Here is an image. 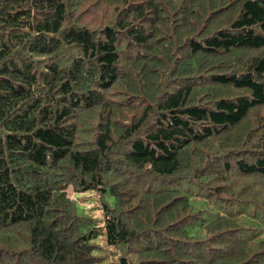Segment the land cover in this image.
Segmentation results:
<instances>
[{
	"label": "trees",
	"instance_id": "16d2710c",
	"mask_svg": "<svg viewBox=\"0 0 264 264\" xmlns=\"http://www.w3.org/2000/svg\"><path fill=\"white\" fill-rule=\"evenodd\" d=\"M0 264H264V0H0Z\"/></svg>",
	"mask_w": 264,
	"mask_h": 264
},
{
	"label": "rangeland",
	"instance_id": "374dc122",
	"mask_svg": "<svg viewBox=\"0 0 264 264\" xmlns=\"http://www.w3.org/2000/svg\"><path fill=\"white\" fill-rule=\"evenodd\" d=\"M66 190L68 195L74 197L84 208H93L92 204L94 203V200L91 199V196L93 195L91 191L75 192L70 186H68ZM93 212H95L96 215L99 213L96 208H93Z\"/></svg>",
	"mask_w": 264,
	"mask_h": 264
}]
</instances>
